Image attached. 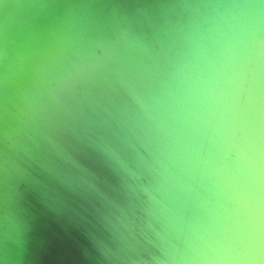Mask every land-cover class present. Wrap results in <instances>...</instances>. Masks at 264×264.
<instances>
[{"label": "water", "instance_id": "water-1", "mask_svg": "<svg viewBox=\"0 0 264 264\" xmlns=\"http://www.w3.org/2000/svg\"><path fill=\"white\" fill-rule=\"evenodd\" d=\"M0 264H264V0H0Z\"/></svg>", "mask_w": 264, "mask_h": 264}]
</instances>
